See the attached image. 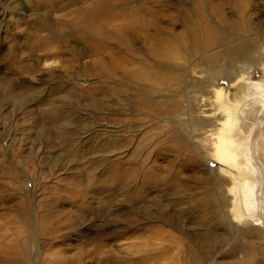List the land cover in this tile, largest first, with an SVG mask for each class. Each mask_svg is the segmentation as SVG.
Returning a JSON list of instances; mask_svg holds the SVG:
<instances>
[{
    "label": "rangeland",
    "instance_id": "1",
    "mask_svg": "<svg viewBox=\"0 0 264 264\" xmlns=\"http://www.w3.org/2000/svg\"><path fill=\"white\" fill-rule=\"evenodd\" d=\"M19 1L0 0V264H264V0H162L172 40L112 62L30 55Z\"/></svg>",
    "mask_w": 264,
    "mask_h": 264
},
{
    "label": "bare ground",
    "instance_id": "2",
    "mask_svg": "<svg viewBox=\"0 0 264 264\" xmlns=\"http://www.w3.org/2000/svg\"><path fill=\"white\" fill-rule=\"evenodd\" d=\"M161 1L162 0H137L134 4H128V0H33L30 3L31 8H28V11H30L28 15L31 16L29 22L35 21L32 29L37 31L36 36L38 37V44L29 48L30 55L36 54L37 50L41 51L39 56H53L62 53H69L75 57L89 54H101L103 57L111 59L110 61L112 62L113 58L123 59L137 52L148 54L150 51L142 50V45L138 48L132 47L133 44L139 42L141 38L147 41L144 35H148L151 42L164 37V39L170 38V40H172L171 33H168L167 36L162 34L168 31L163 27H159L160 25L157 22L152 21V19L155 18L148 19L147 17H154L155 14L159 13L155 11V8L159 7ZM10 3V7L15 8V10L12 9L15 13H24L27 11V6L19 0H9V4ZM61 10L63 11L62 14L59 13ZM55 12L59 14L56 16L54 15ZM155 20L158 19L156 18ZM29 24L31 25V23ZM156 31L159 32V36L153 37L151 33ZM41 32H43V34ZM173 37L176 38V36ZM53 41L60 47L51 51L49 49V44ZM69 43L78 44V48H81L78 54L75 52L74 48L69 47ZM196 44L197 43H193V45ZM61 46L64 48H61ZM243 51L247 54L249 49L244 46ZM159 53L160 51L156 52V48H154L153 54L156 55V57L162 56ZM232 53L237 54V51H232ZM261 133L264 139V133ZM258 140L260 139H257V142L255 141L256 145L252 148L251 156L259 167H261L260 170L262 172V181L264 184V167L261 165V160L258 155ZM242 150L243 149H239V151H237L238 155H242ZM245 161H249V158L246 157ZM238 175L243 181L246 179L243 172L238 171ZM249 180L252 182L253 178H249ZM251 184H253V182L246 184L248 189L251 187ZM258 207L261 218L256 224L263 225L264 227V197Z\"/></svg>",
    "mask_w": 264,
    "mask_h": 264
},
{
    "label": "water",
    "instance_id": "3",
    "mask_svg": "<svg viewBox=\"0 0 264 264\" xmlns=\"http://www.w3.org/2000/svg\"><path fill=\"white\" fill-rule=\"evenodd\" d=\"M263 180H264V175H263ZM263 215H264V207H263ZM263 229H264V227H263Z\"/></svg>",
    "mask_w": 264,
    "mask_h": 264
},
{
    "label": "crops",
    "instance_id": "4",
    "mask_svg": "<svg viewBox=\"0 0 264 264\" xmlns=\"http://www.w3.org/2000/svg\"><path fill=\"white\" fill-rule=\"evenodd\" d=\"M252 183V182H251Z\"/></svg>",
    "mask_w": 264,
    "mask_h": 264
}]
</instances>
